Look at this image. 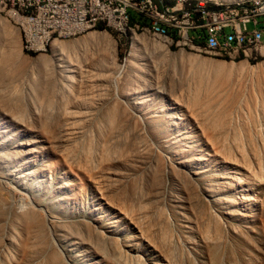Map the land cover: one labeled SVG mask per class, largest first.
<instances>
[{
    "label": "rangeland",
    "instance_id": "374dc122",
    "mask_svg": "<svg viewBox=\"0 0 264 264\" xmlns=\"http://www.w3.org/2000/svg\"><path fill=\"white\" fill-rule=\"evenodd\" d=\"M0 18V264H264V61Z\"/></svg>",
    "mask_w": 264,
    "mask_h": 264
},
{
    "label": "built area",
    "instance_id": "2783aa9c",
    "mask_svg": "<svg viewBox=\"0 0 264 264\" xmlns=\"http://www.w3.org/2000/svg\"><path fill=\"white\" fill-rule=\"evenodd\" d=\"M8 1L14 4L16 13H26L30 21L35 22V42L39 27L54 25L58 14H75L77 19L107 15L117 32L123 20L139 17L141 21L170 31L174 37H193L195 42L222 48L239 44L253 49V41L264 40V4L221 10L210 6L197 8V0ZM127 6H136V13H127ZM254 58L264 61L262 53H254Z\"/></svg>",
    "mask_w": 264,
    "mask_h": 264
},
{
    "label": "bare ground",
    "instance_id": "6f19581e",
    "mask_svg": "<svg viewBox=\"0 0 264 264\" xmlns=\"http://www.w3.org/2000/svg\"><path fill=\"white\" fill-rule=\"evenodd\" d=\"M198 1L199 0H197V8H205L208 6V4H204V2H198ZM261 4H264V0H259L256 4H253V5L247 4V3H237V4H234L232 6H227V7L218 6L215 8H218L221 10H229V9H237V8H250L252 6H257V5H261ZM0 10L3 12H5L6 10H10V12L17 17L16 21L21 26V28L24 30L27 41L30 43L32 49H36V48L42 49V48L46 47V44L49 42V40L52 37L61 38V37L73 36L75 34H79L83 31H86L90 28H93L98 24H106L108 27L113 28L112 23H111V21L107 15L86 16V17L77 19L75 14H58L54 18V25L55 26L54 25H47V26L39 27L38 41L35 42V22L30 21L28 14L16 13V9H14V4L8 0H0ZM127 13H136V6H127ZM143 23L140 19H137V17L136 18L132 17L130 20H123V24H118V32L120 31L123 33V32H127L128 30L131 32L140 31V30L147 31V32H154V34L157 35L158 37H160V39L163 42L169 43L170 45L176 44L177 46L182 47L184 49L195 50L197 52L206 53V54H210V55L222 54V55H226L227 57L234 59V60H237V59H245L247 61L255 60L254 53H262V56H264V40L253 41V49H251L247 46H239V44H232L230 47L222 48L221 46H209L208 44L203 43V42H195L193 37H174L170 31H166L164 28H161V27H156L151 22H150V24L145 23V22H143ZM64 25H69V26H64ZM6 27H7V24H6L5 20L0 18V31L6 30V29H4ZM8 27H7V29H8ZM91 38L97 42H99V41H102L104 43L106 42L107 45L109 44V46L111 45L112 48L114 47L113 40L107 34H98V33L97 34H91ZM12 39H13V37H12ZM136 40L139 44H148V40L146 39L145 36L144 37L138 36V38ZM9 42H10V40H9ZM9 42H6V43L10 44ZM152 42H155V41L152 40ZM12 45H14V44H12ZM157 45L161 46V43H159V44L157 43ZM6 46H8V45L6 44ZM54 46L56 47L57 50H61L62 52H66L69 49L71 50V48L73 47L72 45H68L67 43L66 44L65 43H59L57 41L54 42ZM14 47H15V45L13 46V48ZM7 53H8V51H7ZM10 53H11V51H10ZM13 53H14V50H13L12 54ZM80 55H81V53H80ZM6 57L1 58V60L4 59L3 61H6V59H8ZM77 58H78V56H77ZM180 58H182V60H183L186 58V55L182 54V55H180ZM187 59L190 61L191 60L198 61L199 57L198 56H190V57L188 56ZM59 60H61V59H59ZM46 62H47L46 58L41 57L38 60L37 64L41 65V64H45ZM202 62L204 63V61H202ZM1 63H2V61H1ZM204 64H206V63H204ZM210 66H211V69H213L215 72H218V73H222V72L225 73V71L226 70L228 71V69H229L228 65H226L225 63H221V62L211 63ZM227 71H226V73H227ZM66 73H68V72H66Z\"/></svg>",
    "mask_w": 264,
    "mask_h": 264
},
{
    "label": "crops",
    "instance_id": "0c3cea01",
    "mask_svg": "<svg viewBox=\"0 0 264 264\" xmlns=\"http://www.w3.org/2000/svg\"><path fill=\"white\" fill-rule=\"evenodd\" d=\"M16 30L19 32V35H20V38L19 39H21V36H22V34H20V31L16 28ZM14 31V32H16L17 33V31ZM6 36H9L6 32H2V33H0V38L2 37V41H3V47L4 46H6V42H7V39L8 38H6ZM18 37V36H17ZM18 39V40H19ZM21 51H22V42H21Z\"/></svg>",
    "mask_w": 264,
    "mask_h": 264
}]
</instances>
